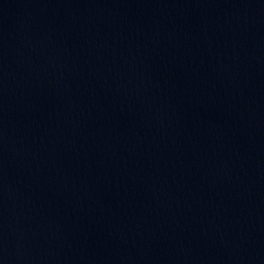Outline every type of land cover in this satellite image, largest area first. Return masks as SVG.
<instances>
[{"label": "water", "instance_id": "water-1", "mask_svg": "<svg viewBox=\"0 0 264 264\" xmlns=\"http://www.w3.org/2000/svg\"><path fill=\"white\" fill-rule=\"evenodd\" d=\"M0 264H264V0H0Z\"/></svg>", "mask_w": 264, "mask_h": 264}]
</instances>
